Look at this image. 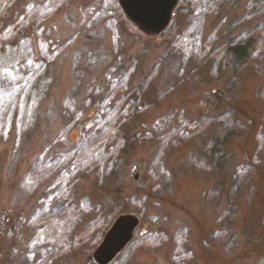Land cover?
<instances>
[{"label": "rangeland", "instance_id": "rangeland-1", "mask_svg": "<svg viewBox=\"0 0 264 264\" xmlns=\"http://www.w3.org/2000/svg\"><path fill=\"white\" fill-rule=\"evenodd\" d=\"M12 8L0 26V264H97L126 213L140 224L110 264H264V0H178L155 34L120 0ZM240 38L251 55L234 71ZM125 79L139 99L116 105L119 90L108 104ZM110 107L129 146L113 141L97 172L68 169L82 134L69 130ZM226 110L238 128L227 140L214 121ZM43 206L54 225L36 221Z\"/></svg>", "mask_w": 264, "mask_h": 264}, {"label": "trees", "instance_id": "trees-1", "mask_svg": "<svg viewBox=\"0 0 264 264\" xmlns=\"http://www.w3.org/2000/svg\"><path fill=\"white\" fill-rule=\"evenodd\" d=\"M17 1L18 0H0V26L1 23L5 21V18L11 13L10 10L17 3ZM7 28L3 29L5 30ZM6 31L8 32L9 30ZM1 32L2 28H0V33ZM33 47V54L34 56H37V45L34 44ZM227 52L233 59L234 71H237V69H239L251 55V42L249 39L245 40V38H240L239 41L235 40V42L231 40L230 46L227 48ZM2 78L3 76H1L0 82H2ZM6 81L7 79L5 82ZM124 81L123 85L125 84L126 86H122L121 89L115 88L112 93L108 94L105 99L108 104L112 103L111 101L117 98L119 90L124 91V93L120 96L121 98L116 105L120 102L125 103H122V105H127L130 102L134 103L139 99L138 94L142 89V85L140 84L141 87L139 85L137 93H135L129 90V81L126 79ZM5 84L6 86H10L9 83ZM1 86L4 87L5 85L1 84ZM111 108L113 107L107 109L105 114L97 113L88 119H83L81 124L73 125L69 130V134L75 129L80 130L82 134L66 152L68 169H86L87 172H97L99 170L97 167L108 159L106 152L107 150L109 152L110 148L114 146L112 145L113 141L122 140L124 145L129 146V140L121 134L124 123H122V119H119L115 110ZM234 119L235 116H233V112L231 110H226L214 118V121L219 122V126L216 130L219 137H223L226 140L232 137L233 133H235L236 129H238ZM158 155L160 156V154ZM60 159L62 160V157L58 156V160ZM42 163L41 159H36L33 170H40V172H43L44 168ZM105 168L107 167L105 166ZM99 182H101V180H99ZM58 213L43 206L36 211L35 218L36 221L40 224L42 223V225H54L57 222ZM146 236L147 234L145 237Z\"/></svg>", "mask_w": 264, "mask_h": 264}, {"label": "water", "instance_id": "water-1", "mask_svg": "<svg viewBox=\"0 0 264 264\" xmlns=\"http://www.w3.org/2000/svg\"><path fill=\"white\" fill-rule=\"evenodd\" d=\"M178 0H120L126 16L148 34L164 30L171 20ZM140 218L122 214L112 224L104 240L93 253L98 264H110L134 239Z\"/></svg>", "mask_w": 264, "mask_h": 264}, {"label": "snow or ice", "instance_id": "snow-or-ice-1", "mask_svg": "<svg viewBox=\"0 0 264 264\" xmlns=\"http://www.w3.org/2000/svg\"><path fill=\"white\" fill-rule=\"evenodd\" d=\"M4 72H5L7 75H9V76L12 75L11 70H9V69H5Z\"/></svg>", "mask_w": 264, "mask_h": 264}]
</instances>
